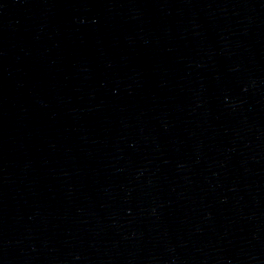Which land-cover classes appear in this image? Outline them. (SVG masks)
Segmentation results:
<instances>
[{"label":"water","instance_id":"obj_1","mask_svg":"<svg viewBox=\"0 0 264 264\" xmlns=\"http://www.w3.org/2000/svg\"><path fill=\"white\" fill-rule=\"evenodd\" d=\"M0 264H264V0H0Z\"/></svg>","mask_w":264,"mask_h":264}]
</instances>
